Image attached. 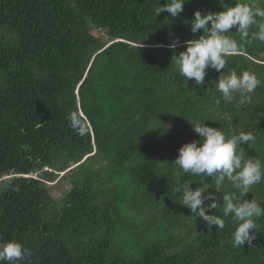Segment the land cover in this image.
Listing matches in <instances>:
<instances>
[{
    "label": "trees",
    "instance_id": "obj_1",
    "mask_svg": "<svg viewBox=\"0 0 264 264\" xmlns=\"http://www.w3.org/2000/svg\"><path fill=\"white\" fill-rule=\"evenodd\" d=\"M165 3L0 0V242L31 250L18 264H264V216L252 245L234 247L230 218L207 228L174 195L180 182L220 197L215 181L172 164L200 139L190 121L227 137L251 132L244 158L264 162V42L226 57L221 72L249 71L261 84L248 103L239 105L238 93L225 103L219 72L208 69L197 86L179 76L173 56L202 34L191 32L195 11L235 0H188L174 19L154 14ZM73 111L83 136L70 127ZM57 180L69 184L61 198L47 185ZM223 191L239 196L227 182ZM246 198L264 207V181Z\"/></svg>",
    "mask_w": 264,
    "mask_h": 264
},
{
    "label": "clouds",
    "instance_id": "obj_2",
    "mask_svg": "<svg viewBox=\"0 0 264 264\" xmlns=\"http://www.w3.org/2000/svg\"><path fill=\"white\" fill-rule=\"evenodd\" d=\"M187 2L188 0H167V3L162 6L159 4L154 9V14L158 17L167 12L172 19L177 18L184 11ZM220 3L224 6V0H220ZM190 23L193 34L200 30L202 34L186 41V50L173 56L179 76L186 81L194 80L197 86H204L207 70L213 69L220 73L215 88L222 94L225 103L234 98L233 93L239 94V105L248 103L249 94L261 84L257 76L249 71L238 74L235 70H221L226 69V57L240 51L243 42H264V7L235 0L234 6L224 7L223 11H195ZM253 26L257 31L250 32ZM232 29L241 37V43L227 35L233 32ZM178 42L177 37L169 45L174 52ZM216 103L219 105L220 100L217 99ZM68 120L74 131L82 136L86 134L87 128L78 111L71 112ZM190 122L192 130L200 139L185 143L172 164L185 175L202 176L205 179L211 177L215 181V187L211 189H216L220 197L216 192L208 191L210 188L193 189L191 184L180 182L176 183L174 195L181 193L180 204L190 209L192 215L202 218L207 228L216 226L218 230L224 229L225 219L230 218L236 225L232 233L233 246L240 248L245 243L251 246L256 239V218L264 216V207L255 199L246 198L241 201V198L246 197L254 185L264 181V162L259 158L245 159L242 145H248L256 138L251 132L243 131L227 137L220 128L210 127L206 121ZM225 182L238 190L239 196L224 192ZM205 192L207 195H204ZM205 201L210 202L205 205ZM220 204L223 206L219 207ZM212 209L219 210L222 215L209 214ZM250 230L254 231L250 233ZM31 255L30 249L15 240L0 242V264H18Z\"/></svg>",
    "mask_w": 264,
    "mask_h": 264
},
{
    "label": "rangeland",
    "instance_id": "obj_3",
    "mask_svg": "<svg viewBox=\"0 0 264 264\" xmlns=\"http://www.w3.org/2000/svg\"><path fill=\"white\" fill-rule=\"evenodd\" d=\"M48 187L51 188V193L57 198L63 197L66 191L69 189V184L66 181L57 180L54 183H47Z\"/></svg>",
    "mask_w": 264,
    "mask_h": 264
}]
</instances>
